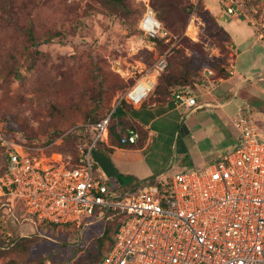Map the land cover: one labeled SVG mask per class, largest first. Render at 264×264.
I'll return each mask as SVG.
<instances>
[{
    "label": "rangeland",
    "instance_id": "1",
    "mask_svg": "<svg viewBox=\"0 0 264 264\" xmlns=\"http://www.w3.org/2000/svg\"><path fill=\"white\" fill-rule=\"evenodd\" d=\"M2 1L0 137L34 148L29 150L33 154L58 153L65 160L78 144L87 143L88 137L72 138L71 144L61 136L73 126L91 125L87 114L97 119L112 110L126 88L159 57L166 61L163 74L171 64L177 75L185 71L191 78L194 71L195 81L202 78L205 69L213 70L216 78L226 73L232 58L225 29H249L241 16L239 20L229 18L226 0H121L122 5L116 6L110 0H9L11 6L6 7L1 6ZM237 1L244 13L264 18V0ZM152 3L160 5L167 19L170 41L166 45L152 41L139 29L147 8L157 15ZM27 26L33 27L34 42L25 35ZM107 84L114 86L105 87ZM101 85L104 87L98 90ZM97 105L100 112H93ZM227 108L231 113L225 126L234 128L237 106L233 101ZM213 111L219 118L218 109ZM62 130L61 136L49 140ZM103 144L107 143L96 147L105 151ZM231 144L226 156L237 142ZM147 156L152 158V152ZM106 157L109 161L116 158L112 151ZM117 160L124 170L118 172L125 176L128 169ZM4 161L0 145V175ZM171 176L170 169L155 178L131 177L122 187L106 175L103 179L121 196L140 184L167 181ZM25 218L19 203L0 197V264H94L99 258L97 243L100 241L103 248L108 245L107 239L100 238L113 221L102 216L84 217L77 227Z\"/></svg>",
    "mask_w": 264,
    "mask_h": 264
},
{
    "label": "built area",
    "instance_id": "2",
    "mask_svg": "<svg viewBox=\"0 0 264 264\" xmlns=\"http://www.w3.org/2000/svg\"><path fill=\"white\" fill-rule=\"evenodd\" d=\"M225 4L231 18L246 17L237 0ZM139 29L149 39L170 41L150 8ZM165 68L161 56L126 88L105 118L85 125L92 137L77 145L75 162L58 153L33 154L29 150L34 148L0 137V145L8 149L0 197L19 203L25 219L51 225L79 227L84 217L118 218L112 245L99 264H264V142L243 109L233 118L235 148L214 164L140 184L121 196L99 177L91 151L107 143L114 109L122 102L140 107ZM204 72L213 75L210 69ZM226 72L233 74L231 60ZM174 98L188 108L196 105L187 91ZM137 138L130 130L120 143L135 144Z\"/></svg>",
    "mask_w": 264,
    "mask_h": 264
},
{
    "label": "crops",
    "instance_id": "3",
    "mask_svg": "<svg viewBox=\"0 0 264 264\" xmlns=\"http://www.w3.org/2000/svg\"><path fill=\"white\" fill-rule=\"evenodd\" d=\"M245 15L242 19L249 29L235 27L230 31L238 33L233 34L222 25L230 37L233 74L214 78L204 73L192 91L196 105L191 108L178 104L174 96L157 101L152 93L127 114L129 125L138 133L135 144L124 147L108 139L103 144L107 150L96 147L91 151L100 178L106 179V175L122 187L131 177L155 178L170 169L173 175L222 160L225 151L232 148L231 141L238 139L236 130L225 126L231 113L227 105L233 101L237 109L243 107L252 117L264 142V18ZM214 109H218L219 118ZM108 151L116 158L109 161ZM149 152L152 158H148ZM117 158L128 169V176H120L118 169L124 170L116 163Z\"/></svg>",
    "mask_w": 264,
    "mask_h": 264
},
{
    "label": "trees",
    "instance_id": "4",
    "mask_svg": "<svg viewBox=\"0 0 264 264\" xmlns=\"http://www.w3.org/2000/svg\"><path fill=\"white\" fill-rule=\"evenodd\" d=\"M151 1L153 2L154 0H151ZM110 2L115 6L116 5H122L121 0H110ZM1 6L6 7V6H11V5L9 3V0H5V1H2ZM152 6H153V9L155 10V12L157 13V15H155V13H154L155 17L161 23L163 29L167 30L166 29V27H168L167 19H166V16L161 13L162 11H161L160 5L158 3L157 4L152 3ZM7 13H9V12H7ZM143 14H142V17H143ZM221 28H222V26H221ZM25 35L29 41L32 40L34 42L35 37H34V31H33L32 26H27L25 28ZM228 37H229V35H228ZM151 40L156 41L157 43H162L163 45H166V42H164V39L151 38ZM171 69H172V66H171V64H169V66L167 67L166 73L163 74L165 72L164 71L158 77L156 86L152 92L156 95L157 101H164L167 97L169 98L170 96H175L177 93L185 92L184 89H186V90L191 89V91H193V90H195L196 85L199 84L203 78V77L199 78V76H198L197 81H195L193 78H196L197 75L194 71H192V77L189 78L188 73L186 74L185 71H183V75L181 76V75H177L174 71H171ZM11 70H13V67ZM212 72H213L214 76L217 75V74H215V72L213 70H212ZM12 75L14 76L13 71H12ZM227 75L228 74L226 72L222 76H219V77H225ZM118 83H120V86H121V82L118 81ZM107 86H110V88H112V86H114V85H110V84L105 85V87H107ZM103 87L104 86L101 85V87L98 90H100ZM132 109L133 108L131 106H129L123 102H122V105L120 104L119 106H117L114 109V111L110 117L109 127H108V133H109L108 139H109V141L116 140L118 142V144H120L121 146H124V147L130 146V144L122 145L120 143V140L124 136H127L130 130L135 131L129 125L128 120L126 119L127 114ZM100 110H101V106L97 105L96 109L93 112H100ZM111 111L112 110H110L108 113L104 114L103 116H101L97 119L94 118L93 116L88 115V114L86 115V118H88L92 122L91 123V125H92V124L99 122L103 118H105ZM89 131H90V129L87 127H84V126H73L69 129L68 133L66 132L63 134V130L59 131V132L57 131L49 140H52L55 136H61V133H62L63 134L61 136L62 141L66 139V141H69V143H71L72 138H76L77 136H80V137H86L87 136L88 137V138H86L87 143H89L91 140V137H92V132L90 131V135H89L88 134ZM15 132H16V130H15ZM18 133H20V132L18 131ZM28 141H27V143L30 144L31 142L29 141L30 142L29 143ZM73 143H71V144H73ZM131 145H133V144H131ZM76 148H75V152H73L70 155L73 162H75V160L77 158ZM2 149L4 150L5 161H4V165H3L1 175L4 173V171L6 169V158H7V151H8V149H6L4 147H2ZM118 224H119L118 218H114L113 221L110 223V225H108L104 229V232H103L102 237L100 239H107L108 245L105 248H103L102 243L100 241H98V243H97V249H98L97 254H98L99 258L94 264H99L102 257L110 249L112 242H113V236H114V233H115V230H116ZM52 226H58V225L52 224ZM63 226H69V225H63ZM23 239H25V238H23Z\"/></svg>",
    "mask_w": 264,
    "mask_h": 264
},
{
    "label": "bare ground",
    "instance_id": "5",
    "mask_svg": "<svg viewBox=\"0 0 264 264\" xmlns=\"http://www.w3.org/2000/svg\"><path fill=\"white\" fill-rule=\"evenodd\" d=\"M230 17V16H229ZM231 18V17H230ZM102 143V142H101ZM131 145V144H130Z\"/></svg>",
    "mask_w": 264,
    "mask_h": 264
}]
</instances>
